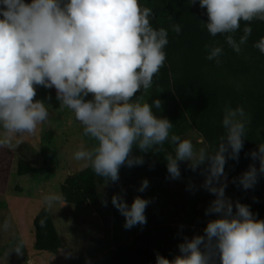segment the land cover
<instances>
[{"label":"clouds","instance_id":"9594fccd","mask_svg":"<svg viewBox=\"0 0 264 264\" xmlns=\"http://www.w3.org/2000/svg\"><path fill=\"white\" fill-rule=\"evenodd\" d=\"M190 3L206 10L207 32L223 35L237 54L252 35L251 22L264 21V0ZM152 15L140 0H0V146L14 147V140L34 134L49 119L51 104L34 97L39 86L54 88L59 107L70 109L83 135L95 141L92 147L78 149L74 159L86 162L105 185L117 184L121 167L143 165V154L162 150L165 142L174 146V154L165 158L166 178L181 177V162L193 171L201 169V187L214 196L205 215L214 218L203 234L184 236L172 259L157 252L155 264H264V219L250 205L226 195L231 183L225 166L230 159L239 160L250 117L243 106L225 105L224 135L211 149H197L190 139L171 132L172 122L157 114L162 101L145 98L164 66L169 44L168 30L154 27ZM241 21L247 23L237 39ZM171 28L177 34L182 31L180 24ZM253 46L264 55V37ZM223 54V44L207 46L209 61L220 64ZM247 155L253 163L232 181L244 190L253 189L264 176V143ZM148 187L145 178L137 191ZM195 187L188 185L189 190ZM125 194L121 188L111 197L124 217L123 227L145 225L152 200L137 195L129 204ZM42 199L51 208L62 195L50 192ZM101 202L108 204L107 199ZM0 227L7 230L9 224L4 221ZM23 249L21 239L6 254L22 255Z\"/></svg>","mask_w":264,"mask_h":264},{"label":"trees","instance_id":"16d2710c","mask_svg":"<svg viewBox=\"0 0 264 264\" xmlns=\"http://www.w3.org/2000/svg\"><path fill=\"white\" fill-rule=\"evenodd\" d=\"M140 3L152 9L153 26L167 29L169 38L165 49L166 61L154 76L153 85L145 94V98L148 102L159 98L162 101V110L157 114L172 122V133L182 139H190L197 149H211L224 135L221 118L225 105H231L233 108L244 107L250 122L239 160L230 159L225 166L227 180L231 181L226 188V195L233 201L238 200L250 205L251 210L258 214V218L264 219V176L260 177L253 189L248 190L232 182L233 178L239 177L248 169L249 164L253 163L247 154L257 150V144L264 143V55L253 46L254 42L264 37V21L256 19L251 22L252 35L242 51L237 54L225 43L223 35L212 37L207 32L203 24L208 19L206 10L201 9L198 3L191 5L190 0H140ZM245 23L247 22L241 21V28L235 33L237 39L243 34ZM173 24L181 25V33L177 34L172 30ZM216 43L224 45L220 64L206 59L207 46ZM68 115L70 117L65 125L68 136L71 139L83 137L86 142L94 145V140L83 135L82 125L75 120L70 109ZM39 136L41 139L42 132ZM82 141L78 139L76 144L83 145ZM134 153L140 154L138 149H134ZM169 154H174V146L165 142L162 150L143 154V165L121 167L120 177L123 179L127 176L137 182L147 178L155 186L163 183L181 186L190 178L204 180L201 169L193 171L187 162L180 163L179 179L166 178L168 173L165 158ZM16 161L14 151L7 146H0V196L9 195L13 189H16L15 192L20 190V187L15 185L13 188L10 185L13 173L14 176L22 177L32 174L35 170L31 165ZM256 163L258 167V162ZM66 173L60 183L63 203L94 207L102 205L101 201L105 198H101L98 188L103 183V178L98 177L91 167L75 173ZM193 191L200 193L197 189ZM149 194L144 195L145 198H148ZM211 196L214 199L212 194ZM164 202L166 207L162 211L146 209L145 225L123 231L119 227L124 223H118L116 218L120 213L114 206L109 208L113 209L114 216L110 228L115 233L123 232L121 236H117V241L109 245L110 264H155L157 252L172 259L178 254L177 246L182 242L183 236L191 238L199 234L198 227L202 229L203 234L206 226L194 222L195 219L186 214L188 210L196 212L197 202H191L190 209L185 208L186 200H177L176 204L165 199ZM185 223L191 224L187 227ZM33 233L35 249L38 252L56 255L61 249V239L47 209H41L34 218ZM128 237L130 241L127 243ZM176 238H181V241L175 242Z\"/></svg>","mask_w":264,"mask_h":264},{"label":"rangeland","instance_id":"374dc122","mask_svg":"<svg viewBox=\"0 0 264 264\" xmlns=\"http://www.w3.org/2000/svg\"><path fill=\"white\" fill-rule=\"evenodd\" d=\"M54 95H56L54 88L46 89L42 86L37 88V96L34 100L41 99L51 104L53 110H50V117L38 126L34 134L24 135L14 140V147L10 148L16 155V163L31 165L35 170L32 174L22 177L14 176L13 173L10 185L13 188L16 185L20 187V190L15 192L16 189H13L9 195L0 196V225L4 221L9 224L7 230L0 227V264H110L111 248L109 245L118 239L117 236H121L125 229L120 226L119 229L122 231L115 233L110 228L114 221L113 209H109L113 207L111 197L120 192L121 188L126 191L125 199L129 204L135 196L145 197L144 195L150 193L148 198L152 202L147 207L148 210L162 211L166 207L164 199L175 204L177 200H186L185 208L188 209L191 208V202L195 201L197 202L196 212L192 213L188 210L187 216L193 217L194 222H199L202 226H206L207 221L214 218L205 215V210L213 197L201 187L203 180L199 178H190L185 185L181 186L166 183L155 186L149 180V187L143 193L137 191L141 181L137 182L127 176L123 179L120 177L123 184L118 182L105 185L103 180L98 191L101 198L108 200L106 207L103 204L96 207L78 206L59 201L53 207L48 208L42 199L43 195L50 192L61 194L60 183L66 176V171L75 173L90 167L84 161L75 160L74 153L82 146L85 148L93 146L83 137H77L81 141L84 140L83 145H77L78 139H71L68 136V129L65 125L67 118L70 117L69 109L60 108L59 101ZM49 96L51 98L47 99ZM41 132L42 136L39 139ZM190 183L194 184L195 189L200 193L189 190ZM230 183L228 180V184ZM109 189L114 191L109 192ZM43 208L49 211L61 239L62 247L56 255L38 252L35 249L33 221ZM116 218L119 220L118 223H124V217L121 214ZM190 224L185 223L184 225L188 227ZM200 230L202 229H198L199 234H202ZM124 232L126 233V230ZM21 239L24 241L23 254L17 255L12 251L7 255L11 247ZM129 241L130 237L127 238V243ZM179 241L181 238L175 239V242Z\"/></svg>","mask_w":264,"mask_h":264}]
</instances>
